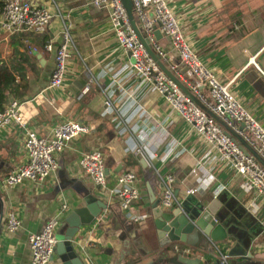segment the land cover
I'll use <instances>...</instances> for the list:
<instances>
[{
  "label": "crops",
  "instance_id": "crops-1",
  "mask_svg": "<svg viewBox=\"0 0 264 264\" xmlns=\"http://www.w3.org/2000/svg\"><path fill=\"white\" fill-rule=\"evenodd\" d=\"M30 1L54 14L45 33L30 36L43 38L46 44L52 41L53 50L43 49L35 55L42 74L36 86L41 87L35 96L20 101L22 117L43 137L57 124L71 121L88 126L90 131L56 156L55 172L42 183L25 181L18 187L3 188L2 179L25 161V152L20 130L14 126L0 130V264H30L27 236L41 231L61 206L67 204V213L56 231L57 243L62 241L66 231L64 219L75 208L84 207L86 197L99 201L105 209L93 223L81 228L75 238L83 264H113L110 253L116 250L120 239L146 243L151 250L158 248L147 186L159 200L162 182L168 175L175 180L173 193L180 205L187 206L190 212L200 204L215 205V215L230 226L237 238H229L217 247L222 254H235L231 264H264V201L256 195H246L241 188L243 180L230 164L221 161L217 150L171 111L152 86L140 84L131 68L115 76L131 60L118 47L108 23L107 9L94 7L91 0ZM231 1L167 0V3L199 59L221 83L230 84L233 96L264 128V0H236V9L231 7ZM231 11L242 14L233 18ZM231 27L239 34L230 33ZM66 29L72 44L63 87L41 92L54 70L59 34ZM21 34L23 31L13 35L0 32V60L13 53V42ZM155 37L164 49L170 47L169 41L157 31ZM164 64L173 74L179 73L183 84L194 82L182 68L172 69L178 65L175 58ZM106 97L129 126L140 129V138L144 133L149 134L144 138L145 143L156 154L151 165L144 157L128 151L131 143L126 141L127 135L119 134L115 127L116 112L103 106ZM153 122L161 127L152 133L143 128L149 129ZM93 149L100 150L104 157L108 191L114 188L121 173L136 174L142 193L137 213L144 216L143 222H128L116 198L108 192L100 193L80 170L77 165L80 155ZM191 189L197 191L187 196ZM9 213H14L20 222V228L13 233L6 230ZM233 221H237L238 228ZM235 227L236 230L232 229ZM56 249L50 264H62L61 251ZM181 252L186 257L200 259V264H214L208 259L206 262L205 255L190 256L183 248ZM211 252L219 260L217 251ZM140 253L143 255L144 251Z\"/></svg>",
  "mask_w": 264,
  "mask_h": 264
},
{
  "label": "built area",
  "instance_id": "built-area-1",
  "mask_svg": "<svg viewBox=\"0 0 264 264\" xmlns=\"http://www.w3.org/2000/svg\"><path fill=\"white\" fill-rule=\"evenodd\" d=\"M91 4L96 8L107 9L108 23L118 47L128 53L131 60L130 64L122 67L115 76L126 68H131L139 78L140 84L152 86L153 90L163 97L169 109L191 125L207 145L216 149L221 161L230 164L234 173L243 180L241 188L244 193L256 195L264 201V167L252 155L244 153L234 138L227 133L229 130L240 137L258 157L264 160V128L233 96L230 84L221 83L216 74L203 64L189 46L167 0H131L133 17L140 24L153 52L163 63L174 58L164 51L155 37V31L169 41L170 47L178 54V65H173L172 69L177 70L178 67L187 69L194 82L184 81V84L197 102L185 95L151 60L132 28L120 0H91ZM53 17L54 14L49 9L39 7L30 0H5L0 11V32L8 35L22 31L43 34ZM59 40L55 50L54 70L41 92H51L63 87L72 44L67 29L59 34ZM45 50L48 52L53 50L52 41L45 45ZM21 106L22 102L11 100L4 108H0V130L9 126L20 130L23 134L25 152V161L15 166L2 179L3 188L18 187L25 181L42 183L55 172L56 156L63 153L73 140L90 131L88 126L71 121L59 123L53 127L49 135L40 136L23 119ZM103 106L107 110L116 112L115 127L119 134L127 135L126 141L128 140L132 145L128 147V151L144 157L151 165L156 159V154L145 143L144 138L149 134L144 133L142 140L140 129L129 126L108 97L105 98ZM209 114L214 115L215 118ZM157 127L160 128L161 125L153 122L149 129L143 128L152 133ZM77 165L100 193L108 192L116 198L119 210L128 222L133 224L143 222L144 216L137 213V205L142 199V193L137 186L139 179L134 172L125 171L118 175L114 188L108 191L107 169L100 150L93 149L81 154ZM174 182L172 175H168L162 182L158 204L162 210L180 206L173 193ZM196 191L188 190L186 195L191 196ZM67 210V204H63L44 224L41 231L27 236V245L31 252L30 264H50L57 244L56 231ZM19 228L20 222L17 216L9 213L6 230L13 233ZM209 242L210 249L218 253L219 264H230L228 254H222L217 245Z\"/></svg>",
  "mask_w": 264,
  "mask_h": 264
},
{
  "label": "water",
  "instance_id": "water-1",
  "mask_svg": "<svg viewBox=\"0 0 264 264\" xmlns=\"http://www.w3.org/2000/svg\"><path fill=\"white\" fill-rule=\"evenodd\" d=\"M120 1L126 10L132 28L151 60L185 95L197 102L185 85L153 52L149 41L141 30L140 24L133 17L131 0ZM157 34L159 33L157 32ZM164 51L178 61V54L174 49L168 47ZM182 70L187 72L186 68H182ZM209 115L215 118L214 115ZM227 133L234 138L244 153L252 155L264 167V160L258 157L240 137L229 130H227ZM147 192L151 202V216L155 224L158 248L151 250L148 249L151 247L146 243L138 241L130 243L131 240L129 239H120L116 250L110 253L114 258L113 264H139L147 261H150L149 264H200V259L184 256L181 252L182 248L186 249L187 252L185 253L190 256L195 253L202 254L206 256V262L208 259V261L210 260L216 264L218 260L210 250L209 241L217 245L229 238H237L229 229L230 226L215 215L213 209L215 205L205 206L200 204L193 212L188 211L187 206L184 204L176 207L173 211L162 210L158 206L159 200L155 198L149 186H147ZM103 209H105V206L102 203L91 197H86L84 207H77L66 216L63 221L66 228L65 234L62 241L56 245V250L61 251L59 255L62 258V264H83L79 257L75 238L80 233L81 228L93 223ZM233 225H237L238 228L237 221H233ZM232 229L236 230V227ZM140 250L144 251L143 255H141ZM234 255L233 252L228 253L230 264Z\"/></svg>",
  "mask_w": 264,
  "mask_h": 264
},
{
  "label": "trees",
  "instance_id": "trees-1",
  "mask_svg": "<svg viewBox=\"0 0 264 264\" xmlns=\"http://www.w3.org/2000/svg\"><path fill=\"white\" fill-rule=\"evenodd\" d=\"M4 1L0 0V11ZM236 3V0L231 1L230 5L233 9H236ZM231 14L233 18H236L242 12L231 11ZM229 32H233L234 35L239 34L236 33L234 27L229 28ZM28 33L23 32L20 39L13 42V53L5 60H0V108H4L9 102L8 97L12 100L23 101L35 96L41 87L36 86L42 74L35 55L45 49L46 41L43 38L30 37L32 34ZM33 49H35L34 53Z\"/></svg>",
  "mask_w": 264,
  "mask_h": 264
},
{
  "label": "rangeland",
  "instance_id": "rangeland-1",
  "mask_svg": "<svg viewBox=\"0 0 264 264\" xmlns=\"http://www.w3.org/2000/svg\"><path fill=\"white\" fill-rule=\"evenodd\" d=\"M131 224V223H130Z\"/></svg>",
  "mask_w": 264,
  "mask_h": 264
}]
</instances>
